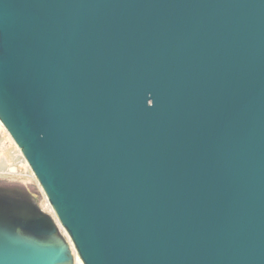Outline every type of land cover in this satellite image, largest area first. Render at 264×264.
<instances>
[{
  "label": "water",
  "instance_id": "obj_1",
  "mask_svg": "<svg viewBox=\"0 0 264 264\" xmlns=\"http://www.w3.org/2000/svg\"><path fill=\"white\" fill-rule=\"evenodd\" d=\"M0 264H264V0H0Z\"/></svg>",
  "mask_w": 264,
  "mask_h": 264
},
{
  "label": "rangeland",
  "instance_id": "obj_2",
  "mask_svg": "<svg viewBox=\"0 0 264 264\" xmlns=\"http://www.w3.org/2000/svg\"><path fill=\"white\" fill-rule=\"evenodd\" d=\"M9 138H11V136L9 135V133L7 132L5 127L1 124L0 125V158L7 160L6 161L7 166L13 165V167L15 168V171H14L15 173L13 171L11 172L10 170H8V171L7 170H0V179L31 181L32 177L34 175L31 168L29 167L24 156L22 154H20V152L18 151V149H17L18 147L15 146L16 144L14 143L13 139L12 138L9 139ZM10 140H11V142H9ZM7 153H8V155H7ZM5 154L7 157H5Z\"/></svg>",
  "mask_w": 264,
  "mask_h": 264
},
{
  "label": "flooded vegetation",
  "instance_id": "obj_3",
  "mask_svg": "<svg viewBox=\"0 0 264 264\" xmlns=\"http://www.w3.org/2000/svg\"><path fill=\"white\" fill-rule=\"evenodd\" d=\"M0 193L6 194L9 196H13V197H17V198H21V199H24L26 201H33V200H31V198H29L26 195V192H23V191L19 190L18 188H12L10 190H0Z\"/></svg>",
  "mask_w": 264,
  "mask_h": 264
},
{
  "label": "bare ground",
  "instance_id": "obj_4",
  "mask_svg": "<svg viewBox=\"0 0 264 264\" xmlns=\"http://www.w3.org/2000/svg\"><path fill=\"white\" fill-rule=\"evenodd\" d=\"M0 123H1V122H0ZM1 124H2V123H1ZM1 124H0V125H1ZM9 139H11V138H9ZM9 142H11V140H10ZM14 143H15V142H14ZM2 145H3V144H2ZM13 146H14V145H13ZM13 146H12V147H13ZM15 146H17V145H15ZM1 147H2V146H1ZM17 147H18V146H17ZM17 147H16V148H17ZM2 148H3V147H2ZM14 149H15V148H14ZM17 149H18V151L20 152V154H22L21 151H20V149H19V147H18ZM5 150H6V149H5ZM10 153H11V152H10ZM17 153H18V152H17ZM7 155H8V153H7ZM21 156H22V155H21ZM5 157H7L6 154H5ZM8 157H9V156H8ZM6 161H7L6 159H1V158H0V170H7V171L10 170L11 172H12V171L14 172V171H15V168L13 167V165H11V166L8 165V166H7V162H6ZM25 162H26V161H25ZM14 166H15V165H14ZM24 167H25V166H24ZM5 172H6V171H5ZM14 173H15V172H14Z\"/></svg>",
  "mask_w": 264,
  "mask_h": 264
},
{
  "label": "built area",
  "instance_id": "obj_5",
  "mask_svg": "<svg viewBox=\"0 0 264 264\" xmlns=\"http://www.w3.org/2000/svg\"><path fill=\"white\" fill-rule=\"evenodd\" d=\"M34 174V173H33Z\"/></svg>",
  "mask_w": 264,
  "mask_h": 264
}]
</instances>
